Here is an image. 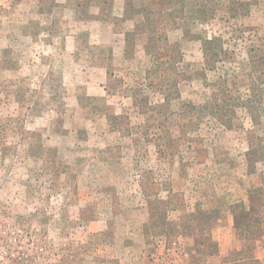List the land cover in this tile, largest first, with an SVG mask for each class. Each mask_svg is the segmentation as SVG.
<instances>
[{
	"label": "rangeland",
	"instance_id": "374dc122",
	"mask_svg": "<svg viewBox=\"0 0 264 264\" xmlns=\"http://www.w3.org/2000/svg\"><path fill=\"white\" fill-rule=\"evenodd\" d=\"M261 230L264 0H0V264H223Z\"/></svg>",
	"mask_w": 264,
	"mask_h": 264
},
{
	"label": "trees",
	"instance_id": "16d2710c",
	"mask_svg": "<svg viewBox=\"0 0 264 264\" xmlns=\"http://www.w3.org/2000/svg\"><path fill=\"white\" fill-rule=\"evenodd\" d=\"M156 14L157 19L155 21L148 18L151 15ZM175 12L174 11H169V12H155V11H149L146 14V25L148 27V30L151 31L153 34L157 35V40H161V33H157L156 30H158V25H160V20L161 18L168 19L169 22L172 24H176V19H175ZM155 35H153L155 37ZM163 41L167 40L166 35L163 36L162 38ZM173 50V49H172ZM179 57V52L177 51H172L171 56L168 60H162L159 54H156L154 56V60L152 61V66L150 67L148 71V78L150 77V73L152 72H163L164 75L161 78L160 83H157L158 86H161L164 91H165V101L170 102L171 100L178 99L181 96L180 89L178 87V81L179 77L181 76V71L178 69L177 63L180 61ZM111 123L114 120L122 118V116H109ZM45 252L43 249L37 251V256L43 255ZM27 260H30L28 258Z\"/></svg>",
	"mask_w": 264,
	"mask_h": 264
},
{
	"label": "crops",
	"instance_id": "0c3cea01",
	"mask_svg": "<svg viewBox=\"0 0 264 264\" xmlns=\"http://www.w3.org/2000/svg\"><path fill=\"white\" fill-rule=\"evenodd\" d=\"M261 231H257L255 232V236L253 239L251 240H245V243H243L242 248L240 250H238V252H242L244 250H248V252L250 251V253H252L251 257H247L249 258V264H264V254L262 256H256L257 252H258V248L259 249H263L264 250V240L262 241V238L264 237L263 235H261ZM247 230L244 231L243 235H247ZM216 242V241H214ZM246 244V245H244ZM263 244V245H262ZM209 254V253H207ZM214 255L215 253H211V255ZM200 255V254H199ZM247 258L244 257H239L238 259H231L230 257H227L226 259H223L222 262L223 264H228L231 262H227V261H233V264H243L244 262H246Z\"/></svg>",
	"mask_w": 264,
	"mask_h": 264
}]
</instances>
